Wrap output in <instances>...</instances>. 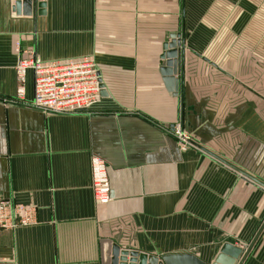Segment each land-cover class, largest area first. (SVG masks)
Returning a JSON list of instances; mask_svg holds the SVG:
<instances>
[{
  "label": "crops",
  "instance_id": "0c3cea01",
  "mask_svg": "<svg viewBox=\"0 0 264 264\" xmlns=\"http://www.w3.org/2000/svg\"><path fill=\"white\" fill-rule=\"evenodd\" d=\"M24 1L0 0V197L34 206L36 221L0 227V264H111L109 240L184 264H211L230 244L249 249L242 264H264V187L168 130L180 121L264 182V0ZM174 34L177 95L162 74ZM32 49L93 57L95 107H32L31 71L18 100L16 64ZM94 155L108 164L107 204L94 196Z\"/></svg>",
  "mask_w": 264,
  "mask_h": 264
},
{
  "label": "built area",
  "instance_id": "2783aa9c",
  "mask_svg": "<svg viewBox=\"0 0 264 264\" xmlns=\"http://www.w3.org/2000/svg\"><path fill=\"white\" fill-rule=\"evenodd\" d=\"M16 50L21 51L19 42ZM16 64L18 88L16 98L26 95L29 71L33 73L34 92L29 104L48 114H75L88 112L102 96V82L96 60L88 55L68 59L45 60L36 50L26 51ZM184 149L191 138L180 121L168 129ZM92 184L98 203L107 204L112 199V186L107 162L94 155L92 158ZM36 221L34 206L17 203L11 197H0V227L17 228Z\"/></svg>",
  "mask_w": 264,
  "mask_h": 264
},
{
  "label": "water",
  "instance_id": "95a60500",
  "mask_svg": "<svg viewBox=\"0 0 264 264\" xmlns=\"http://www.w3.org/2000/svg\"><path fill=\"white\" fill-rule=\"evenodd\" d=\"M25 4L31 3L30 0L24 1ZM34 5V4H33ZM40 9L39 13H45V2L39 3ZM15 9L19 13L21 11V2L16 1ZM178 49V47H180ZM183 46L182 41L179 39V34L172 35V40L165 45V51L162 54V57L166 58V65L162 69V74L166 86L169 90H171L175 95L179 93V78L176 76L178 73L179 67V59H181L183 54ZM189 142L202 150L206 151L210 155L218 158L219 160L223 161L224 163L230 165L234 169L238 170L245 176L249 177L253 181L257 182L261 186L264 187V182L257 177L247 173L245 170L241 169L240 167L234 165L230 161L226 160L225 158L221 157L220 155L214 153L207 147L201 145L197 141L193 140L192 138L189 139ZM108 246L105 252V258L107 262L111 264H184V258H174V257H158L156 255H151L149 253L138 251V250H129V249H122L120 245L109 240ZM249 249L245 252L239 248L232 247L230 244H226L222 250V253L217 256L215 261L211 264H242L244 259L246 258ZM231 254V257H226V254ZM244 253V255H243ZM243 256V257H242ZM187 264H193L191 262H187ZM194 264H199L194 261Z\"/></svg>",
  "mask_w": 264,
  "mask_h": 264
},
{
  "label": "rangeland",
  "instance_id": "374dc122",
  "mask_svg": "<svg viewBox=\"0 0 264 264\" xmlns=\"http://www.w3.org/2000/svg\"><path fill=\"white\" fill-rule=\"evenodd\" d=\"M255 4H256V7H258V6H260V5H261V2H257V1H256V3H255Z\"/></svg>",
  "mask_w": 264,
  "mask_h": 264
}]
</instances>
